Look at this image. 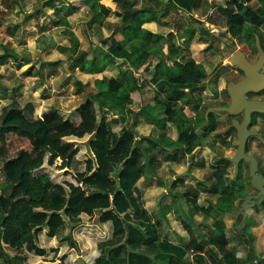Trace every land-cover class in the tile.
<instances>
[{"label":"trees","instance_id":"16d2710c","mask_svg":"<svg viewBox=\"0 0 264 264\" xmlns=\"http://www.w3.org/2000/svg\"><path fill=\"white\" fill-rule=\"evenodd\" d=\"M252 1L257 3V7L249 16H244L246 7H243L235 14H228L227 24L233 37L242 36L245 42L254 45L257 30L264 27V0H238V3L249 4ZM84 2L91 6L90 24L102 25L112 11L110 7L99 4V0ZM197 2L166 0V4L186 14L194 10ZM55 9L59 13L65 6ZM149 11L145 7H135L134 0H117L115 13L120 20L108 38L110 44L106 52L98 61L106 65L121 60L133 70L143 68L142 71L148 73L156 60L150 78L154 86L153 101L143 106L141 112L148 121H155L159 118L149 114V109L157 104L163 105L159 115L175 128L176 138H166L162 145L158 138L143 136V141H149L151 145L142 148L146 157L142 164L134 130L123 125L115 131L105 118H100L98 109L119 120H124L128 113L130 93L138 90L139 86L137 78H126L123 70L118 77L103 76L94 80L95 90L77 108L78 124L54 109L42 112L36 118L32 110L22 109L16 99L0 105V142L13 133L26 138L32 148L6 158L1 169L4 183L0 189L5 192L8 188L9 192L0 193V255L4 256L0 264H20V256L9 257L5 247L37 256L46 255V250L37 243L41 232L76 248L72 230L83 223L84 217L92 218L105 230L95 243L96 252L87 256L86 264H246L231 249L222 220H214L211 224L213 229H208L199 239L192 225L180 218L187 240L177 244L163 236L166 216L155 217L145 207L142 190L137 184L145 174H152L153 167L158 164L156 157L163 152L167 158L170 149L183 156L191 154L199 145L200 135L196 131L199 123L207 122L205 129L209 132L215 130L217 123L212 113L207 119L203 113L196 123H191L183 111L188 100L177 106L176 101L179 100L173 94L195 91L203 84L206 70L201 63L186 59L183 48L167 42L160 45L154 38L156 34L142 31L143 23L153 19V16L146 18ZM116 33L122 34L124 40H116L113 36ZM64 34L70 46H58V49L63 53H75L78 38L69 29H65ZM133 40H137V45L131 51L126 45ZM83 58L81 53L78 61ZM169 59L173 60L172 67L177 73L166 77L170 69ZM92 61L95 62L92 59L87 63L90 65ZM92 132H95L94 137L83 144ZM69 139L80 140L81 148ZM4 153V147L0 146V155L5 156ZM80 157L83 165L78 168ZM172 158L175 159L174 153ZM57 160L58 169L74 170V181L54 182L41 170L44 165L52 166ZM224 161L229 162L228 158ZM226 174L224 168L213 170V191L230 201L243 198L247 192L241 180V167L234 174L231 185L225 180ZM185 202L190 206L191 219L198 212L210 217L211 204L201 206L195 195L185 197ZM258 206L264 214V199Z\"/></svg>","mask_w":264,"mask_h":264},{"label":"rangeland","instance_id":"374dc122","mask_svg":"<svg viewBox=\"0 0 264 264\" xmlns=\"http://www.w3.org/2000/svg\"><path fill=\"white\" fill-rule=\"evenodd\" d=\"M41 3L43 0H26L24 5L26 7ZM134 3L135 7L150 9L146 13V18L155 15L158 11L153 10H157L160 8L159 6L162 7L161 0H134ZM99 4L110 7L112 10L100 26L90 24L91 6L84 0H57L56 6H65V9L59 13H56L57 9L49 7L35 11V14L41 17L37 18L39 23L35 26V30L39 34V38L42 39V43L47 46L42 54L35 48L32 52H26L28 54L24 56L31 57L34 67L29 74V81H23L22 85L18 86L19 88L11 92L10 97L7 92H5L7 94H3L9 103L16 99L21 108L32 110L33 116L36 118L40 117L42 112L54 109L64 118L78 124L80 118L77 108L86 96L95 90V79L103 76L118 77L120 67L124 66L126 77L130 79L134 76L129 66L122 64L120 60L106 65L103 61L101 63L98 61L110 44L108 37L115 22L120 19L115 13L117 0H99ZM243 7H246L244 16L247 17L257 7V3L252 1L249 4H240L238 0H202L196 13L190 15L180 13L167 4L164 9H159L161 21L158 23V30L165 35L156 34L154 37L156 42L160 45L166 42L172 44L178 42V47L183 48L185 58L200 62L206 70L203 84L195 91L190 94L186 91L173 94L179 100L176 101L177 106L184 100H188V104L183 106V111L191 123H196L203 113L205 115V107L218 106L220 102L228 101L225 93L226 83L228 80H234L237 76L224 53L231 54L236 49H240L251 59L255 58V46L245 42L242 36L233 37L227 24L228 14L230 12L235 14ZM63 18L68 22L67 25H64ZM65 29L71 30L79 40L75 53H71V51L63 53L58 49V46H70V42L64 34ZM29 33L35 35L34 31ZM17 36L24 37L22 34H17ZM257 36L264 49L263 26L257 30ZM133 46H128L129 50L133 51L136 48ZM81 53L84 58L80 62L78 58ZM92 59L95 62L92 61L89 65L87 62ZM156 62L155 60L150 68L151 73L154 71ZM168 63L172 66V63L169 61ZM176 71L174 69V72ZM25 72L27 71L20 74L23 75ZM142 73L135 76L139 84L143 86L142 91L145 93L143 104H145L153 97V88L149 84V76H144ZM13 74L12 77L16 76V73ZM14 83L16 84V80ZM197 103L198 106H196ZM142 105L140 101L130 105L124 120L113 118L112 115L105 114L98 109L100 118H105L113 130L117 131L123 125L134 130L137 136L136 147L141 154V163L144 161L142 148L151 145L149 141H143V136L158 138L162 145L166 138H176V130L171 124L169 127L167 123L161 125L160 122H157L154 127L150 128L138 119L139 112L143 111ZM213 115L217 120L214 131L209 132L205 129L207 122H200L197 126L196 131L200 135V141L192 154L183 156L175 152L174 149H170L167 158L179 162L173 163L172 167H168L159 177L165 181L153 180L150 176L149 180L141 183L142 188H144L143 183L158 186L156 189L154 188V193H150L148 196L147 207L152 214L161 216L166 214L167 226L163 236L178 244H183L187 240V234L181 225L180 218L187 220L192 225L199 239L203 238V233L208 229H213L211 224L214 220H222L229 245L235 254L246 264H264V214L258 206L259 199L253 206L246 208L247 215L243 218L241 209L245 196L230 201L227 198H221L218 193L213 191L215 178L212 172L216 167L226 169L225 180L229 185L232 184L235 167L232 162H225L224 158L233 156L237 145V137L231 128L229 117L222 111H214ZM257 116L261 118L264 115L258 114ZM260 121L264 122V119ZM260 121L257 122L255 129L264 138V124L261 127ZM15 136L10 134L6 136L5 142H0V146H4L5 149V156L0 155V187L4 183L1 169L5 159L14 157L20 150L31 151L32 149L26 139ZM69 141L76 143V146L81 148L80 140L69 139ZM247 149L249 154L254 155L258 161V172L264 174V145L256 138H250ZM164 152L167 153V151ZM173 153L175 159L172 158ZM160 155H164V153L161 152ZM82 159L80 157L77 163L78 168L83 165ZM58 164L59 160L52 166L44 165L41 170L46 172L54 182L74 181V170L58 169ZM240 167L245 191L256 194L257 190L249 184L247 164L242 163ZM234 187L238 188V185H234ZM4 191L0 189V193H7L9 189ZM194 195L201 206L209 204L213 206L209 218L198 212L191 219L190 206L185 202L184 197ZM104 234L105 230L102 226L95 224L92 218L84 217L83 223L72 230V236L77 241L76 248H70L66 242L49 238L45 232H41L38 235L37 243L46 250V255L37 256L32 252L23 253L7 247L5 250L9 257H15V254H18L20 264H86L87 256L96 252L97 239ZM3 257L0 255V260Z\"/></svg>","mask_w":264,"mask_h":264},{"label":"crops","instance_id":"0c3cea01","mask_svg":"<svg viewBox=\"0 0 264 264\" xmlns=\"http://www.w3.org/2000/svg\"><path fill=\"white\" fill-rule=\"evenodd\" d=\"M201 1L202 0H198L196 7L194 8V10L190 14L196 13V10H197L198 6L200 5ZM4 2L6 3V5L8 7V12L5 15L0 16V27H2V29L4 31H6L8 34H10L12 39L9 41H5L3 39H0V105H7V103L9 104V101L6 100L7 97L3 95L5 92L9 93L8 97H10L11 92L14 89L19 88L18 86L22 85L23 81H29V76H30L29 74L32 71V67H34L33 66L34 63L31 61V57L29 55L24 56V55L28 54L26 52L27 51L32 52V50L35 48L36 51H38L40 54H42L43 53L42 51L47 46L46 44L44 45L42 43V39L39 38V34L35 30V26L39 23L37 18H41V17L37 16V14H35V11L38 9L43 10L44 7H49V8L59 7V6L55 5L57 0H43V3H41L40 5H32L31 4L32 6L28 5L26 7L24 5V2H26V0H4ZM161 3H162L161 4L162 7L161 6H159V7L161 9H164V6L166 5V0H161ZM167 5H169L170 8L176 9V11L183 13L181 10L177 9L176 7H174L170 4H167ZM61 6H64V5H61ZM160 8H158L157 10H153L155 12L156 11H158V12L155 15H153L152 20H149V21H146L143 23V25H142V31L143 32L149 31L153 34L160 33L161 35H165L158 30V23H160V21H161L159 18L161 15V12L159 10ZM190 14H188V15H190ZM56 15H58V14H56ZM119 20L117 22H115L113 30L115 29L116 25L119 23ZM30 31H34L35 35L30 34L29 33ZM112 31H111L110 36L112 35ZM17 34H22L24 37H18ZM141 35H143V34H141ZM113 36L118 41L124 40V37L120 33H116ZM120 37H121V40H120ZM108 41H109V39H108ZM131 43H133V44H131ZM175 44H176V46L179 45L178 42L177 43L175 42ZM130 45L136 46L137 40H133V41L129 42L126 45V47L128 48V46H130ZM168 61L170 63H172V65H173V60H167V64L169 65ZM195 62H197V61H195ZM121 63H122V61H121ZM197 63H200V62H197ZM122 64H125V63H122ZM126 66H128L127 63H126ZM169 67H170V69L166 72V77L168 75H175L177 73V71L174 72V69H176L175 67H172L170 65H169ZM124 69H125V66L123 68L120 67V72L122 70H123V72H125ZM129 69H131V71L134 74L133 77H135V78H137L135 76L136 74L143 72L142 71L143 68H140L138 70H133L129 66ZM24 71H27V72H25L23 75H21L20 73L24 72ZM149 71H150L149 73H146V74L142 73V75H144V76L148 75L149 76V84L153 88L152 91H153V97H154V86L150 82V78H151L153 72L151 73V70H149ZM13 73H16V76L12 77L14 75ZM14 80H16V84L14 83ZM137 84L139 86V89L130 93V97L127 101L128 108H130V105H132L134 102L140 101L141 105L143 104V100H144V96H145V93L142 91L143 86L141 84H139V81L137 82ZM20 91H21V89H20ZM7 93H5V94H7ZM34 93H37V92L34 91ZM153 97L149 101H147L145 104H143L142 107L150 104L153 101ZM163 108H164L163 105L157 104V105H154L153 107H151L149 109V114L157 115V118H159L158 120L154 121V119H153V121H148L142 115L141 111L139 112L138 119H140L143 123H145V125L150 126V128L154 127V125H156L157 122H160L161 125H163L164 123H167V122L162 120L161 116H158ZM22 109H24V108L22 107ZM40 111H38V112H40ZM140 120H139V122H141ZM167 124L169 127H171V125L169 123H167ZM10 134L15 136V134H13V133H10ZM10 134H8V135H10ZM15 137L20 138V139H26V138L18 137V136H15ZM5 140H7V139H5ZM156 159L158 160V164L153 167L152 174H150V175L145 174L137 184L138 187L142 190L144 200H145V207L147 208L148 211H149V209L147 207L148 196L150 195V193H154V188L156 189L158 186L156 184L155 185H146L145 183H143L144 188H142L141 183L145 182L146 180H149L150 176L153 178V180L154 179L160 180V182L165 181V180H161L159 177L163 174V172H165V170L168 167L171 168L172 167L171 165L173 163L179 162L178 160H176V161L172 160L171 161L170 158H165L164 155H160V154L156 157ZM145 161H146V157L144 156V161L142 162V164L145 163ZM184 199H185V197H184ZM153 214L155 215V217H161V215H157L155 213H153ZM165 216H166V214H165ZM174 243H176V242H174Z\"/></svg>","mask_w":264,"mask_h":264},{"label":"water","instance_id":"95a60500","mask_svg":"<svg viewBox=\"0 0 264 264\" xmlns=\"http://www.w3.org/2000/svg\"><path fill=\"white\" fill-rule=\"evenodd\" d=\"M255 46L258 52V56L255 62L248 61L246 55L240 49H236L231 54L225 52L224 56L227 61L241 71L244 72V78L237 82L228 81L226 90L230 98L228 106L222 107H207L205 110V118L208 114L214 111H224L229 115H236L243 111L244 118L242 121H238L232 118V126L236 130L237 145L233 156L228 157V160L232 162L236 171L240 161L248 163V174L250 177V184L255 188L257 194H247L244 197L241 213L243 218L246 217V208L253 206L257 199L262 200L264 198V175L258 172V161L255 156L246 153V143L250 136L257 135L259 139L264 142L262 137L255 131H250L248 125L251 119L252 113L264 114V101L263 100H248L245 97L247 92H258L264 88V50L261 47L258 36H255ZM95 135L92 132L83 144H87Z\"/></svg>","mask_w":264,"mask_h":264},{"label":"flooded vegetation","instance_id":"af4514ba","mask_svg":"<svg viewBox=\"0 0 264 264\" xmlns=\"http://www.w3.org/2000/svg\"><path fill=\"white\" fill-rule=\"evenodd\" d=\"M254 46H255V43H254ZM255 49H256V46H255ZM264 50V49H263ZM244 53V52H243ZM245 54V53H244ZM255 58L254 59H251L250 57H248L246 54V57H247V59H248V61H250V62H255L256 61V59H257V56H258V52H257V50H256V52H255ZM233 68H234V72L236 73V78L234 79V80H231V81H234V82H237V81H239L240 79H242V78H244V76H245V74H244V72L243 71H241L239 68H237V67H235V66H232ZM228 81H230V80H228ZM226 85H227V83H226ZM225 93H226V95H227V98H228V101L227 102H220V104L218 105V106H222V107H225V106H228V104H229V102H230V98H229V95H228V93H227V90H226V86H225ZM245 97L248 99V100H263L264 101V88L262 89V90H260V91H258V92H247L246 94H245ZM210 107V106H209ZM212 107H217V106H212ZM225 115H227L228 117H229V120H230V123H231V127H233L232 126V122H231V120H232V118H235V119H237L239 122L240 121H242L243 120V118H244V115H243V111H241L240 113H238V114H236V115H229V114H227L226 112H224V111H222ZM212 114H213V112H211ZM258 113H252L251 114V119H250V122H249V125H248V129L250 130V131H255V132H257L258 133V135H260V133L255 129V126H256V124H257V122L258 121H260V120H262V119H264V116L263 117H261V118H259L258 116ZM264 115V114H263ZM260 126L262 127V125L264 124V122H262V121H260ZM233 130L235 131V134H236V130H235V128L233 127ZM261 136V135H260ZM262 137V139L264 140V138H263V136H261ZM250 138H256L261 144H263L264 145V142L263 141H261L260 139H259V136H257V135H252V136H250L249 138H248V140H247V143H246V148H245V151H246V153H248L249 154V151H248V149H247V147H248V142H249V139ZM252 155V154H251ZM254 156V155H253ZM242 163H246V162H244L243 160L242 161H240V163H239V165H238V168L241 166V164ZM233 164V163H232ZM247 164V167H248V163H246ZM234 165V164H233ZM234 167H235V165H234ZM237 171H238V169H237ZM237 171H236V167H235V174L237 173ZM264 175V174H263ZM249 180H250V177H249ZM257 193H258V191H257ZM256 193V194H257ZM247 194H251V193H247ZM246 194V195H247ZM245 195V196H246ZM254 195V194H253ZM258 200V199H257ZM260 201H262V200H260L259 199V201H258V203L260 202Z\"/></svg>","mask_w":264,"mask_h":264},{"label":"built area","instance_id":"2783aa9c","mask_svg":"<svg viewBox=\"0 0 264 264\" xmlns=\"http://www.w3.org/2000/svg\"><path fill=\"white\" fill-rule=\"evenodd\" d=\"M8 12V7L4 0H0V16L5 15ZM0 39H3L5 41H9L12 39L10 34H8L6 31L0 27Z\"/></svg>","mask_w":264,"mask_h":264}]
</instances>
